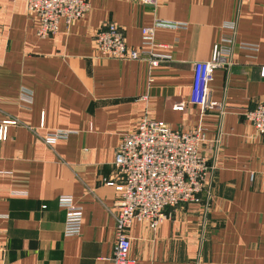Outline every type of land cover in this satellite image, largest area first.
<instances>
[{"label": "crops", "instance_id": "crops-1", "mask_svg": "<svg viewBox=\"0 0 264 264\" xmlns=\"http://www.w3.org/2000/svg\"><path fill=\"white\" fill-rule=\"evenodd\" d=\"M88 1L84 17L42 38L27 0H0V121L18 122L0 141V264H110L121 182L115 151L144 117L206 129L211 191L170 208L155 230L134 223L130 256L137 264H264V140L245 116L264 101V0ZM156 19L185 25L157 29L171 60L151 68L99 54L104 24L138 48ZM227 36L235 39L232 64L214 71L210 90L218 106L190 103L194 63ZM56 129L70 135L45 143ZM62 195L83 206L78 236L64 234Z\"/></svg>", "mask_w": 264, "mask_h": 264}, {"label": "built area", "instance_id": "built-area-1", "mask_svg": "<svg viewBox=\"0 0 264 264\" xmlns=\"http://www.w3.org/2000/svg\"><path fill=\"white\" fill-rule=\"evenodd\" d=\"M140 1L155 6L159 2ZM90 7L88 0H27L28 11L38 20L36 34L42 38L56 34L62 22L71 25L84 17ZM184 26L179 22L156 19L152 25L142 28V45L132 48L127 45L125 33L119 26L106 23L97 30L95 40L98 52L103 57L144 60L153 68L172 58L170 45L157 40V29H179ZM225 26L235 28L232 23ZM234 44L233 36H227L214 45L208 60L194 63L190 103L199 104L205 109L218 106L210 97L214 71L228 69L232 64ZM21 98L31 103L32 93L23 89ZM178 108L183 110L185 103ZM245 116L253 125L256 136L264 140V101L247 111ZM16 124V120L0 121V141L7 139L10 125ZM69 135L68 130L56 129L43 135V141L53 145ZM205 142L206 129L203 126L181 131L146 117L139 121L133 131L122 137L113 160L121 182L117 185L116 240L113 254L109 257L110 264H137L130 256L129 229L134 223H147L155 230L170 217V208L199 203L203 195L210 194L213 166L202 153ZM109 184L114 185L115 181ZM58 202L66 210L64 234L78 236L83 225V206L71 195L59 196ZM0 252L3 253V249L0 248Z\"/></svg>", "mask_w": 264, "mask_h": 264}]
</instances>
